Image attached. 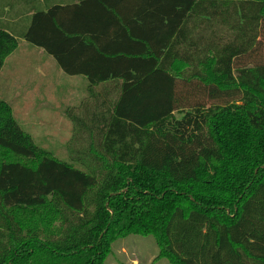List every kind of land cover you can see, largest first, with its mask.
I'll return each mask as SVG.
<instances>
[{
  "label": "trees",
  "instance_id": "obj_1",
  "mask_svg": "<svg viewBox=\"0 0 264 264\" xmlns=\"http://www.w3.org/2000/svg\"><path fill=\"white\" fill-rule=\"evenodd\" d=\"M48 2L0 0V71L24 39L87 96L72 162L0 97V264H104L132 233L171 264H264V0Z\"/></svg>",
  "mask_w": 264,
  "mask_h": 264
},
{
  "label": "rangeland",
  "instance_id": "obj_2",
  "mask_svg": "<svg viewBox=\"0 0 264 264\" xmlns=\"http://www.w3.org/2000/svg\"><path fill=\"white\" fill-rule=\"evenodd\" d=\"M20 40L0 71V97L11 104L16 120L43 154L72 162L67 145L74 127L66 110L78 106L86 97V81L72 78L60 69L51 55L24 39ZM180 69L185 68L181 66ZM104 264L171 262L160 256V247L154 236L132 233L112 242Z\"/></svg>",
  "mask_w": 264,
  "mask_h": 264
},
{
  "label": "crops",
  "instance_id": "obj_3",
  "mask_svg": "<svg viewBox=\"0 0 264 264\" xmlns=\"http://www.w3.org/2000/svg\"><path fill=\"white\" fill-rule=\"evenodd\" d=\"M49 2L47 3V5H45V6H48V4H52V3H61V2H66V1H68V0H48ZM41 50H43L42 48H41ZM40 51V50H39ZM42 52V51H41ZM43 53V52H42ZM61 69V68H60ZM62 70V69H61ZM63 71V70H62ZM64 72V71H63ZM72 76V78H83V80H84V82L86 81V88L88 87V82H87V80H86V78H85V76H83V75H71ZM87 92V91H86ZM87 96V95H86ZM85 98V97H84Z\"/></svg>",
  "mask_w": 264,
  "mask_h": 264
}]
</instances>
